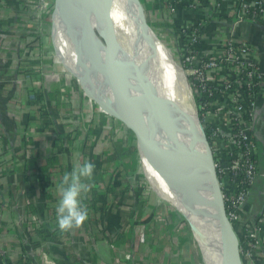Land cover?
Segmentation results:
<instances>
[{"label": "built area", "instance_id": "built-area-1", "mask_svg": "<svg viewBox=\"0 0 264 264\" xmlns=\"http://www.w3.org/2000/svg\"><path fill=\"white\" fill-rule=\"evenodd\" d=\"M27 2L32 19L35 24L40 22L42 27V29L37 27V31L47 34L52 18L47 4L52 2L50 0ZM162 3V6L155 10V15L153 14L154 20L165 21L169 23L170 28L174 26L176 28L174 35L182 42L178 53L180 59L176 58L178 65L186 73L193 114L200 120L209 141L224 198L226 216L233 229L235 225L242 228L240 235L237 234L242 262L253 264L255 256L264 257V170L260 168L257 157L259 149L264 150V139L261 144L257 135L258 106L264 99V66L261 51L253 43L242 39L236 30L239 25L247 22L259 23L264 27V0H171ZM35 8L41 10L36 14ZM4 16L0 11V18ZM42 49L43 44L29 45L28 54L21 62L33 63L27 65L28 69L37 71L40 67V72L52 73L51 70L55 69L50 65L35 66L43 60ZM30 71H23L24 80L27 82L30 79ZM33 83L32 92L28 93L29 99H35L38 95V83ZM43 88L46 93L51 92L53 106L57 111L56 121L65 132L70 133L71 138L75 131L79 132L82 123L93 124V118L97 117L94 112L91 113L89 110L87 112L89 115L87 113L79 115L69 105L74 99L69 94L74 91L64 81L58 85L51 83ZM13 98L17 99L18 95L14 93ZM37 104L44 103L41 101ZM104 114L105 116L97 119L99 121H95L93 125L101 129L99 142L107 140V132H110L116 143L119 141L124 143V126L112 129L110 115L102 111V115ZM43 131H46L45 142L51 149L49 156L65 158L69 154L67 156H70L69 171L77 162L82 163L112 153V151L104 154L95 153V148L101 146L97 141L87 145L90 148L89 154L84 155L80 149L78 154L72 156L68 146L70 141L64 147L55 131L45 129ZM124 145L128 148L126 142ZM33 148L32 142L28 140L23 147L26 161L36 160ZM51 165L43 168L46 179L52 175L50 171L55 170V165L52 167ZM55 171L57 172L54 174V181L62 175L58 173V168ZM66 171L69 172L68 169ZM110 178L108 171L95 175L93 181L97 183L95 190L98 194L111 196L110 192L108 194L106 192ZM259 181L263 186V199L259 209L251 212L248 206L250 190ZM87 197L91 198L90 195ZM57 200L58 195L54 194L47 202L46 208L49 223L54 227H58L56 217L53 215ZM35 225L36 223H33L31 229L35 228ZM132 230L134 236L141 233L139 224ZM94 234L95 231L89 228L83 231L81 233L82 237L84 236L83 242L87 241L88 244L96 242ZM121 255L129 259L132 254L128 249H123Z\"/></svg>", "mask_w": 264, "mask_h": 264}, {"label": "crops", "instance_id": "crops-1", "mask_svg": "<svg viewBox=\"0 0 264 264\" xmlns=\"http://www.w3.org/2000/svg\"><path fill=\"white\" fill-rule=\"evenodd\" d=\"M29 9L27 0H0V11L5 15L0 18V264H19V262L20 264H175L168 256L161 253L157 257L151 255L146 259L141 255V244L138 242L113 244L114 242L96 239L93 244H83L82 232L77 228L70 230L73 238L67 244L50 240V218L45 209V202L49 200L45 201L42 183L45 177L43 168L48 166L45 165V155L48 156L51 149L45 142L46 131H43L42 125L27 120L30 113L33 114V105L30 103L28 93L32 83L37 82V89L44 95L42 102L55 118L54 100L51 95L50 98L47 97L43 87L51 83L58 85L62 81L67 84L69 78L60 72L64 69L60 62L51 56L53 52L49 40H46L47 34L37 31V24L32 19ZM237 32L242 39L253 43L261 51L264 66V27L259 23L247 22L239 25ZM32 44L36 46L43 44V60L35 66L46 64L56 70L57 61L61 65V67L58 66L60 71L56 70L57 74L42 73L40 67L37 71L28 69L27 65L33 63L21 62L28 54L27 47ZM24 70H31L28 82L24 80ZM69 86L74 91L69 94L70 97H74L69 105L79 115H86L89 110L91 113L94 112L97 117L93 118V127L94 122L99 121L97 119L105 116V114L102 115L103 110L90 101L91 99L74 82H71ZM14 93L18 95L17 99L13 98ZM258 107L257 135L260 143L263 144L264 99L259 102ZM110 117V126L116 129L117 127L113 126V118ZM56 120L55 118V122ZM87 130L91 132L90 144L97 139L101 140L100 128L94 126ZM28 140L33 144L35 161L25 160L23 147ZM72 143L70 141L68 146L72 156H75L80 150L78 148V152L74 151ZM67 144L65 143L64 147ZM257 157L260 168L264 170V150L260 148ZM62 160L63 162L65 160L63 156ZM68 164L70 166V162ZM143 164V171L149 179L146 164ZM61 166L65 168V164ZM67 169L69 171V168ZM54 183L56 186V182H53V185ZM49 190L52 195L55 193L58 195L57 186L54 188L49 186ZM262 199L263 186L259 181L250 190L248 206L251 212L259 209ZM28 204L34 206V213L29 211ZM33 223L41 224L46 230L45 238L37 246L30 244L29 236L32 234ZM123 249L131 252L129 259L121 255ZM253 264H264V257L255 256Z\"/></svg>", "mask_w": 264, "mask_h": 264}, {"label": "water", "instance_id": "water-1", "mask_svg": "<svg viewBox=\"0 0 264 264\" xmlns=\"http://www.w3.org/2000/svg\"><path fill=\"white\" fill-rule=\"evenodd\" d=\"M136 3L141 23L149 31L144 8L139 0ZM65 7H77L89 16L86 25L78 19L62 22L63 29L72 31L76 37V50L82 59L76 68L66 65L54 41L55 30L60 24L58 17ZM50 36L54 55L62 67L77 78L83 93L136 134L140 156L143 134L155 135L178 144V148L169 147L173 151L175 166L201 182L206 190L205 198L215 226V244L212 239L209 244V250L215 253L214 264H243L239 239L226 216L212 152L200 120L194 114L183 111H163L149 103L148 99L138 96L139 88L134 83H127L124 89L115 87L113 79L118 68L117 45L107 4L103 0H54ZM97 45L102 46L101 52L96 51ZM90 73H93L92 80ZM205 264L208 262L205 261Z\"/></svg>", "mask_w": 264, "mask_h": 264}, {"label": "bare ground", "instance_id": "bare-ground-1", "mask_svg": "<svg viewBox=\"0 0 264 264\" xmlns=\"http://www.w3.org/2000/svg\"><path fill=\"white\" fill-rule=\"evenodd\" d=\"M103 1L111 13V29L117 45L118 68L113 79L115 87L124 89L127 83H134L139 88L138 96L148 99L149 103L163 111L177 110L193 114L184 70L167 46L153 39L152 32L141 23L136 0ZM69 8H63L58 17L60 24L55 30L54 41L66 65L76 68L82 61L76 50V37L72 31L63 29L62 22L78 19L86 25L89 16L77 7ZM102 49V46L97 45V52ZM90 77L92 80L93 73H90ZM171 146L179 147L177 143L155 135L143 134L140 139L141 163L146 164L149 180L158 193L188 217L199 248L201 246L204 262L214 264L215 253L209 250V244L211 239L215 244V226L205 198V187L190 174L177 169ZM175 183L180 184L181 192Z\"/></svg>", "mask_w": 264, "mask_h": 264}, {"label": "rangeland", "instance_id": "rangeland-1", "mask_svg": "<svg viewBox=\"0 0 264 264\" xmlns=\"http://www.w3.org/2000/svg\"><path fill=\"white\" fill-rule=\"evenodd\" d=\"M50 1L52 3L47 4V6L49 8L50 15H52L53 8H54V0H50ZM140 1H141V5L144 8V14H145V18L147 21V25L149 27V31L152 32L153 39L156 38L160 42V44L166 45L171 55L175 58V61L178 63V60L176 57L180 59V56L178 53L180 52L179 47L182 42L180 39H177L174 35V30L176 28L174 26L170 28L169 27L170 25L166 24L165 21H162L163 22L162 23V22H157L156 20H154V15H153L154 11L152 10V8H149V5L154 0H140ZM162 1L167 3V2H170L171 0L170 1L161 0V2ZM162 4L163 3H161V5ZM40 10L41 9L35 8L34 12H36L37 14V12H39ZM37 27L42 29L40 22L39 23L37 22ZM171 31L173 34H171ZM46 37H47L46 40L47 41L49 40L48 42L50 43V47L52 48L51 51L53 52L52 41H51V36H50V29L48 30ZM51 56H53L54 60L57 59V61H59L56 56L54 57V52ZM57 61L56 63L58 64V66L61 67V65ZM58 66L56 65V70L60 71L58 69ZM56 70H51L52 73L50 74L57 73ZM60 72L64 73L66 78H69L67 82L68 85L71 82L72 83L74 82L76 86L80 88L77 78L74 75H72L69 71L65 69ZM185 76H186V73H185ZM50 93L51 92L47 91L48 98L51 97ZM121 126L122 127L124 126L123 127V131L125 132L123 133L124 143L122 141H121L122 143L120 141L116 143L115 139L112 138L111 133L107 132L108 133V135L106 136L107 140H105L104 142H101V141L99 142L100 139H97L98 143H101V146L95 148V151H96L95 153L104 154V153L111 152L116 149L120 151L125 150V152H128V148H126V145H124L125 142L128 147L131 148L132 146L133 148H135V152H134L135 160L133 163V167L129 169L130 172L127 175V183L129 185V191L135 192V193L137 192L136 198H138V200L139 198L141 199L139 202H136V203L126 202L125 204V205H128V208L132 210L131 219L134 224L131 227L133 228L135 225L139 224V227L141 229V233H139L137 236H134V234L132 235V233L130 232V235H132L133 243L138 242V244L139 243L141 244V255L145 257L146 259H148L151 257L152 254L155 253V250H158L156 246L154 247V244H157V242L161 240V238L166 239L167 246L164 247L165 245H163V248H159V250L161 254L168 256L169 259L172 261V263L185 264L184 262H191L190 264H205L202 258V255H201L199 245H198L199 243L193 234V229L189 224L188 217L185 216L181 212V210L177 208V206L174 203L168 201L165 197H163L161 194H159L154 189L150 180L147 178V176L145 175V172L143 171V165L141 163L142 158L137 148L138 137L130 128H128L123 123L119 122V124L115 127L118 128ZM89 128H93L92 125L82 123L81 127L79 128V132L75 131V134L72 136V139H71V141L73 142L71 146L74 151L78 152L80 149L83 148V145L86 146V144H90V142H92L91 137L89 136L91 132H88L87 130ZM97 141L95 143H97ZM81 144H82V147H81ZM68 155L69 154H67V156ZM67 156L65 157L64 162L63 160L61 161V157H59L60 164L61 165L65 164L64 173L66 172L67 168H69L68 163L70 161L69 160L70 156L69 157ZM54 172H57V171H54ZM170 175L174 179L176 178L174 175H172V173H170ZM52 177L54 178V175ZM51 180L55 182L54 179H51ZM175 180L177 181V179ZM105 182H106V179H104V183ZM175 184L176 186H178L181 192L180 184L179 183H175ZM51 187L54 188L55 185H52ZM106 192L107 194L109 193V191H106ZM96 194H98L97 191H96ZM98 195H101V194H98ZM104 197H106V199H110L109 196H104ZM98 235L102 236L101 233H99ZM82 243L88 244L87 241H84Z\"/></svg>", "mask_w": 264, "mask_h": 264}, {"label": "trees", "instance_id": "trees-1", "mask_svg": "<svg viewBox=\"0 0 264 264\" xmlns=\"http://www.w3.org/2000/svg\"><path fill=\"white\" fill-rule=\"evenodd\" d=\"M161 3V0H154L150 7L153 11H155L156 9L162 6ZM29 91L32 92V90ZM37 94L38 95L35 99H30V103L33 105V114L30 113V115L28 116V122H33L42 125L43 129L45 130L55 131L57 134V138L61 141L62 145L71 141L72 138L70 136V133L65 132L62 126L57 121L55 122L56 117L54 118L49 108H47L45 104H37L38 102L43 101V92L39 90ZM53 111L54 115H56L57 111L54 106ZM112 118L113 126H117L120 121L115 117ZM82 152L84 155H87L90 153V148H88L87 145H84L82 148ZM134 152L135 148L131 146V148L128 147V152H125V150L120 151L116 149L113 150L110 154L101 155L98 156L96 159H91V162L95 164L93 178L89 182L91 186V191L87 194L90 195L91 198L88 199V197L86 196V199L84 200V203L89 209V218L85 221L82 227L77 228L81 232L87 231V229L89 228L92 229V231H95L94 237H96V239L98 240H105L107 242H115L121 244H130L131 242H133L130 235V232L133 231L131 226L134 224L131 219L132 210L128 208V205L125 204L126 202L136 203L139 202L141 199L139 198L138 200V198H136L137 192L135 193L129 191V185L127 183V175L130 172L129 169L133 167V163L135 160ZM59 159L60 158L57 155H48L44 159L45 165H55V170L58 168V173L62 174L55 181L56 186L64 174V169L62 168ZM128 163L130 164V166ZM55 170L50 171L52 175L55 174ZM102 171H108L111 175V180L109 179L108 183V191L111 193L110 199H106V197L96 194L95 191V189L97 188V183L93 180L95 179V175L100 174ZM52 175L49 177V179H45L44 177V181L42 183V190L45 201L53 198V195L49 190V186L53 185V183L50 182ZM154 189L157 191V188L155 186ZM28 208L30 209L29 211L31 213H34L35 208L33 205L28 204ZM46 208L47 202H45V209ZM53 215L56 217L55 210ZM50 229V240H53L56 243L67 244V242L70 241L71 238H73V236H71L70 231L61 232L58 227H54L51 224ZM241 229L242 228L235 225L234 230L238 235H240ZM31 232L32 234H30L29 236L30 244H33L34 246L41 244L46 235V230L43 228V226H41V224L38 225L37 223L35 225V228L31 229ZM99 233H101L102 236H99ZM166 244V239L162 238L157 242V244H154V247L156 246L158 250H155V253L152 254L153 257H157L158 255H160L159 248Z\"/></svg>", "mask_w": 264, "mask_h": 264}, {"label": "clouds", "instance_id": "clouds-1", "mask_svg": "<svg viewBox=\"0 0 264 264\" xmlns=\"http://www.w3.org/2000/svg\"><path fill=\"white\" fill-rule=\"evenodd\" d=\"M95 164L89 160L77 162L71 171L65 172L57 184L58 200L55 208L56 224L61 232L82 227L89 218V209L84 203L91 191Z\"/></svg>", "mask_w": 264, "mask_h": 264}]
</instances>
